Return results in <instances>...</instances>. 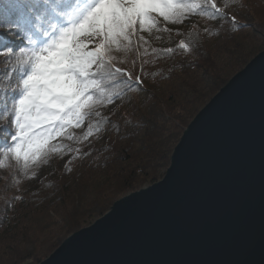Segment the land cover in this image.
I'll list each match as a JSON object with an SVG mask.
<instances>
[{
	"label": "water",
	"instance_id": "1",
	"mask_svg": "<svg viewBox=\"0 0 264 264\" xmlns=\"http://www.w3.org/2000/svg\"><path fill=\"white\" fill-rule=\"evenodd\" d=\"M252 52L199 108L161 180L40 264H264V44Z\"/></svg>",
	"mask_w": 264,
	"mask_h": 264
},
{
	"label": "snow or ice",
	"instance_id": "2",
	"mask_svg": "<svg viewBox=\"0 0 264 264\" xmlns=\"http://www.w3.org/2000/svg\"><path fill=\"white\" fill-rule=\"evenodd\" d=\"M0 14V28L22 33L26 42L15 52L0 51L10 58L5 79L15 78L17 94L10 109L7 99L0 102V119L11 117L14 129L3 158L21 164L25 174L52 154L82 155L65 141L83 144L100 131L106 122L100 109L122 95V85L133 84L131 73L117 66L115 52L127 53L134 38L139 47L147 43L143 34L171 31L166 25L192 15L226 19L216 0H9ZM135 83L142 81L137 77ZM78 129L86 130L78 136Z\"/></svg>",
	"mask_w": 264,
	"mask_h": 264
},
{
	"label": "trees",
	"instance_id": "3",
	"mask_svg": "<svg viewBox=\"0 0 264 264\" xmlns=\"http://www.w3.org/2000/svg\"><path fill=\"white\" fill-rule=\"evenodd\" d=\"M8 2L9 0H0V8ZM40 2L42 3V0ZM236 10L238 8L234 9V14L242 22L239 24L231 22L225 29L208 30L194 23L189 28L177 30L179 42L175 45L154 46L153 42L145 36L146 34H143L147 43H140L137 47L134 38L132 50L127 53L115 52L117 66L131 73L133 84L131 88L122 85L119 89L122 95L114 102L128 98L129 93L135 89L145 88L146 81H154L159 86L162 82L172 81L179 77L181 73H190L197 69H205V79L210 78L211 87L207 92H201L193 101L181 102L179 107L174 106L167 109L162 107L158 98L150 96L148 103L136 111L137 115L131 113L135 116L129 119L127 116H124V119L116 118L109 111L110 104L101 108L100 111L106 118V122L101 124L98 133L83 144L65 141V143H72L73 148H81L83 154H68L70 157L64 166L65 169H61L57 175L46 174L38 181L37 187L31 191H29L30 188L29 190L24 189L21 183L23 178L27 177L19 175L18 177L22 178L20 181L19 178H13L15 173L10 172L8 168L14 166L9 165L10 158L7 160L3 158L2 149L10 143V135L14 129L11 117L0 119V190L7 195L5 197L10 196L11 198L0 201V207H3L0 209V241L6 232L11 231L13 219L15 218V223L18 221L17 211L24 203L27 204L29 210L26 215L27 218H31V221L27 222L30 226L42 228V232L52 227L58 229L56 237L44 250V254L42 249L35 246L30 251L17 254L14 261L4 264H40L43 256L47 258L51 255L70 235L81 230L89 218L95 214L101 218L109 212L116 201L141 190L145 181L154 184L160 180L158 178L160 171L169 168L174 148L180 141L184 130L200 111L199 108L210 101L231 79L221 76L217 48H211L208 41L212 36H218L219 46L221 45L219 51L231 55L229 46L237 42L235 40L237 33H241L250 23L249 21L256 19L250 14L240 16ZM0 23H3L2 14H0ZM181 42L188 43L189 48H179L178 45ZM23 46H26V42L22 33L16 32L13 35L8 30L0 28V51L11 48L15 52ZM169 48L174 49L171 54L166 52ZM256 55L257 53L254 52H246L242 58H236L234 61L241 71ZM9 60L7 56H0V87L6 89L0 92V102L7 99L10 109L11 98L17 94L12 91L16 83L15 78L5 79L9 74ZM137 77L142 83H135ZM4 111L5 108L0 107V114ZM184 111L188 114L185 116L187 118L182 116ZM92 119L95 122L96 118ZM85 130L78 129L76 134L79 136ZM5 133L8 135L6 136ZM78 159L80 167L74 173L78 166L73 169L71 164L75 161L77 163ZM46 161H50L49 157ZM128 161L133 162L134 167L114 176L117 181V190L112 192L108 198L96 203L95 207L84 209L81 199L89 195L97 180V175L113 166L121 168ZM19 166L21 167V164ZM45 166L47 164L43 162L32 166L30 170L36 171ZM70 195L79 197L81 201L76 206L74 203L73 206L70 203L71 206L68 205L69 200L66 198ZM1 202H5V205ZM53 211L63 217L61 225L51 220L50 213Z\"/></svg>",
	"mask_w": 264,
	"mask_h": 264
},
{
	"label": "rangeland",
	"instance_id": "4",
	"mask_svg": "<svg viewBox=\"0 0 264 264\" xmlns=\"http://www.w3.org/2000/svg\"><path fill=\"white\" fill-rule=\"evenodd\" d=\"M216 3L217 6L222 8L226 13V19H209L206 16L192 15L181 24L166 25V27L170 28L171 31H154L150 35L145 33V36L153 42L154 46L157 45L159 47H168L179 42L176 34L177 30L189 28L190 25L194 23L198 24L201 28L208 30H215L218 28L225 29V27L229 26L231 22L234 24L241 23L242 21L239 19V17L234 14L235 8H238L236 11L240 13V16L242 14H250L255 16L256 19L254 21H249L250 23H248L245 29L241 33H237L235 38L237 42L235 44H230L229 47L231 55L219 51V47L221 45L219 46V39H217L218 36L214 35L208 41V44L210 43L211 48H217L220 74L223 78H227L230 73L236 72L237 65L234 61L236 58H242L244 53L252 52L254 48H258L260 45L264 44V0H229L228 8H224V0H216ZM205 73V69H197L190 73H181L179 77L173 79L172 81H165L164 83L162 82V84L159 86H157L154 81H146L145 88L135 89L129 93L130 95L133 93L131 96L129 95L130 97L128 96V98H124L123 101L110 104L109 111L118 119H124V116H127L128 119L131 116L133 118L136 114V111L140 108H143L145 104L148 103V98L150 96H155L158 98L164 109L174 106L179 107V105L182 104L181 102H191L196 99L201 92H207V90H209L211 87V80L209 77L205 79ZM131 113L135 114L131 115ZM187 115L188 114L186 111L182 113V116L184 117ZM69 157L70 155L68 156V154H52L49 156L50 161L45 162V164H47L45 168H38L36 171L29 170L27 174L22 172V166L20 167L14 159L10 158L9 165L14 167H9L8 169L10 172L14 171L15 174L13 175V178L16 177V179H18L19 175L20 177H22V175L27 177L23 178L21 183L22 186H24V189L29 190L30 188L29 191H31V189L33 190L37 187L38 181L46 174L57 175L61 169H65L64 166L66 165ZM78 161L79 159L77 160V163L75 161L74 164H71L73 169L75 166H78ZM79 167L80 165L77 167L74 173L77 172ZM132 167H134V163L128 161L121 168L113 166L110 169L104 170L102 173L98 174L96 178L97 180L93 184V188L90 190L89 195L81 199L82 207L84 209L95 207L96 203L111 196L112 192L117 190V181L114 178L115 174H120L124 170ZM162 172L163 170L160 171L158 176L160 180L162 177ZM21 179L22 178H19L18 180L20 181ZM145 182L146 183H144L142 189L153 185L149 181ZM3 193L4 191L0 190V201L11 199L10 196L5 197L7 195H4ZM66 199L69 200L67 204H72V206L73 203L76 206L77 203L81 201L79 200V197L72 195ZM1 203L5 205V202ZM2 208L3 207H0V209ZM28 211L29 210L26 203H24V205H20L19 211H17L19 217L17 218L18 221L15 223L14 218L11 222V231L6 232L4 234L5 236L3 235L2 241H0V264L14 261L17 254L21 253L22 251H30V249L35 246L40 250L42 249L41 251L44 254V250L56 237V234L58 233L57 227H52L42 232V228L30 226V224L27 223L31 221V218H27L26 215L28 214ZM50 218L53 222L60 225L62 224L63 217L56 214L55 211L50 213ZM98 219H100L99 216L95 214L93 217L88 219L83 228L89 227ZM45 257L46 256L42 257L43 261L46 259Z\"/></svg>",
	"mask_w": 264,
	"mask_h": 264
}]
</instances>
